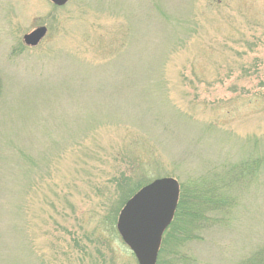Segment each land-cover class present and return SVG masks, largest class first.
I'll use <instances>...</instances> for the list:
<instances>
[{
    "label": "rangeland",
    "instance_id": "rangeland-1",
    "mask_svg": "<svg viewBox=\"0 0 264 264\" xmlns=\"http://www.w3.org/2000/svg\"><path fill=\"white\" fill-rule=\"evenodd\" d=\"M0 78V264H137L120 204L163 177L234 199L180 264L264 246V0H0Z\"/></svg>",
    "mask_w": 264,
    "mask_h": 264
},
{
    "label": "water",
    "instance_id": "water-1",
    "mask_svg": "<svg viewBox=\"0 0 264 264\" xmlns=\"http://www.w3.org/2000/svg\"><path fill=\"white\" fill-rule=\"evenodd\" d=\"M55 7L69 0H47ZM47 29L37 27L23 35L27 47H35ZM179 199V184L173 178H159L140 188L118 213L115 229L137 264H156L161 237L174 216Z\"/></svg>",
    "mask_w": 264,
    "mask_h": 264
},
{
    "label": "trees",
    "instance_id": "trees-1",
    "mask_svg": "<svg viewBox=\"0 0 264 264\" xmlns=\"http://www.w3.org/2000/svg\"><path fill=\"white\" fill-rule=\"evenodd\" d=\"M3 95V83L0 78V99ZM257 161H244L232 165L230 171L235 176L248 174L250 167L257 169ZM216 176V175H214ZM219 179L200 180L193 186L184 187L180 184V197L172 222L164 232L157 256L156 264H180L185 258L180 253L188 242L199 239L208 224H215L216 215L225 214L234 203V199L229 194L228 182L219 183ZM221 182V181H219ZM133 189L126 191L127 200L136 190L145 185V182L135 183ZM122 199L123 205L124 201ZM219 221V220H218ZM209 222V223H208ZM237 264H264V246L258 248L248 258Z\"/></svg>",
    "mask_w": 264,
    "mask_h": 264
}]
</instances>
